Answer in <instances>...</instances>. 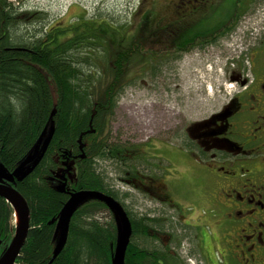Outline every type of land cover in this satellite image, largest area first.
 Returning <instances> with one entry per match:
<instances>
[{"label": "trees", "instance_id": "trees-1", "mask_svg": "<svg viewBox=\"0 0 264 264\" xmlns=\"http://www.w3.org/2000/svg\"><path fill=\"white\" fill-rule=\"evenodd\" d=\"M252 2H230L220 14L222 36L237 25L226 28L228 19L239 22ZM41 18L40 12L29 13L11 0H0V165L14 173L52 122L51 138L42 160L25 178L16 177L13 184L27 200L31 212L29 235L17 262L112 264L120 224L117 214L96 198H87L78 206L67 243L53 260L60 238L61 211L70 194L93 190L125 204L133 226L126 264H146L148 250L140 247L139 239L144 244L149 242L151 223L145 216L137 218L125 202L129 193L118 191L100 166L111 161L123 178L137 176V148L111 142L109 122L137 64L151 58V40L136 32L113 46L106 32L125 31L104 20H86L70 29H44L42 24L28 38L16 32L20 23L35 27ZM199 35L196 31L183 34L176 41L191 45ZM171 46L166 45L168 50ZM106 210L116 216L117 222L98 217ZM13 217L12 206L0 198V256L13 238Z\"/></svg>", "mask_w": 264, "mask_h": 264}, {"label": "rangeland", "instance_id": "rangeland-1", "mask_svg": "<svg viewBox=\"0 0 264 264\" xmlns=\"http://www.w3.org/2000/svg\"><path fill=\"white\" fill-rule=\"evenodd\" d=\"M11 1L23 11L42 13L41 23H36L35 27L33 24L20 23L16 28V32L26 38L36 34L39 30L37 26L42 27V24H45L44 29L50 26L70 29L86 20H104L111 22L113 26H122L125 31L123 33L120 30V34L113 30L106 32L107 39L113 46L136 32L138 36L151 40L149 42L154 48L151 58L141 65L137 64L134 74L129 77L131 82L121 95L109 122L110 141L124 147L137 148V154H141L135 156L137 176L129 178V184L123 185L120 181L124 176L118 173V166L114 162H102L100 170L106 172L109 181L118 191L130 193L125 202L137 214L163 213L175 216L176 220L179 217L177 214L181 216L180 211L183 209L179 206L175 214V211L170 210L167 200L174 203L177 200H194L200 193L202 179L198 176V170L193 169L187 162L179 166L184 174L182 176L180 171L168 168L171 165V159L166 158L169 155L168 145L173 147L172 142L176 143L172 137L180 126L177 115L174 114L171 119L167 111L169 85L173 87V101L170 103L173 110L180 111V108H176V99L180 92L184 93L183 112L188 114L185 118L189 122L192 117L212 112L223 105L232 89V71L243 67L248 57L247 51L261 26L264 0H253L249 11L243 15L233 31L221 39L217 48L200 49L188 44L191 47L182 54L178 62H175L171 47L169 50L166 47L172 41L171 38L184 33L187 28L195 29L207 21L212 23L232 0ZM176 31L177 34H171ZM239 73L244 74V70ZM178 82L183 85H176ZM51 128L52 122L47 131ZM45 139L46 136L43 142ZM174 160L178 162L177 159ZM98 217L117 222L116 216L107 211L98 214ZM14 220L13 217L12 225L15 227ZM9 244L3 248L6 249ZM195 263L198 264L196 261Z\"/></svg>", "mask_w": 264, "mask_h": 264}, {"label": "flooded vegetation", "instance_id": "flooded-vegetation-1", "mask_svg": "<svg viewBox=\"0 0 264 264\" xmlns=\"http://www.w3.org/2000/svg\"><path fill=\"white\" fill-rule=\"evenodd\" d=\"M220 21L219 16L208 25L171 33L177 34L170 42L175 62L191 46L217 48L231 33L222 36ZM227 23L230 28L239 22L228 19ZM192 31L200 35L193 36L190 47L176 41ZM253 39L243 67L232 71V89L218 109L189 122L183 112L184 93L176 99L180 111L173 110V87L169 85L167 111L171 119L177 115L180 126L178 135L172 137L177 144L168 145L166 158L171 159V165L167 166L182 176L179 166L187 162L198 170L202 182L194 200H167L175 214L179 206L183 209L176 220L163 213L135 212L137 218L145 216L151 223L149 242L139 239L140 247L148 250L146 264H264V13ZM242 70L244 74L239 73ZM128 180L122 178L123 185L129 184Z\"/></svg>", "mask_w": 264, "mask_h": 264}, {"label": "water", "instance_id": "water-1", "mask_svg": "<svg viewBox=\"0 0 264 264\" xmlns=\"http://www.w3.org/2000/svg\"><path fill=\"white\" fill-rule=\"evenodd\" d=\"M50 133L51 130L45 132L35 146L34 151H32L29 156L19 164L14 173L6 171L3 166L0 165V180H3L0 182V198L5 199L12 206L14 218L16 212H18L20 216V223L15 226L16 228L12 240L0 256V264H14L28 238L31 217L30 207L25 197L13 184L17 178L23 179L29 175L40 163L47 150L51 138ZM45 136L46 139L43 142ZM59 189L62 190V187H59ZM87 198H96L105 202L117 214L121 230L118 244L112 258V264H126V254L133 235L131 218L124 206L113 196L93 190H82L70 194V198L67 200L61 211L60 238L53 260L65 247L70 232L72 218L78 206Z\"/></svg>", "mask_w": 264, "mask_h": 264}, {"label": "bare ground", "instance_id": "bare-ground-1", "mask_svg": "<svg viewBox=\"0 0 264 264\" xmlns=\"http://www.w3.org/2000/svg\"><path fill=\"white\" fill-rule=\"evenodd\" d=\"M15 224H19L20 223V216L18 214V212L15 213V220H14Z\"/></svg>", "mask_w": 264, "mask_h": 264}, {"label": "built area", "instance_id": "built-area-1", "mask_svg": "<svg viewBox=\"0 0 264 264\" xmlns=\"http://www.w3.org/2000/svg\"><path fill=\"white\" fill-rule=\"evenodd\" d=\"M14 264H20V263L16 261Z\"/></svg>", "mask_w": 264, "mask_h": 264}]
</instances>
